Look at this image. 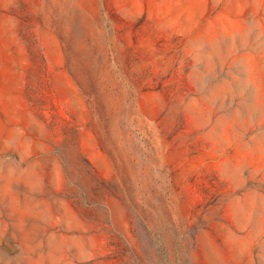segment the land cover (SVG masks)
<instances>
[{
	"label": "rangeland",
	"instance_id": "rangeland-1",
	"mask_svg": "<svg viewBox=\"0 0 264 264\" xmlns=\"http://www.w3.org/2000/svg\"><path fill=\"white\" fill-rule=\"evenodd\" d=\"M0 264H264V0H0Z\"/></svg>",
	"mask_w": 264,
	"mask_h": 264
}]
</instances>
